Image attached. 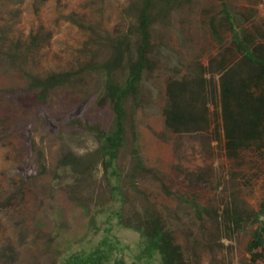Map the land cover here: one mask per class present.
Wrapping results in <instances>:
<instances>
[{"label": "rangeland", "instance_id": "rangeland-1", "mask_svg": "<svg viewBox=\"0 0 264 264\" xmlns=\"http://www.w3.org/2000/svg\"><path fill=\"white\" fill-rule=\"evenodd\" d=\"M227 10L240 36L264 43V0H153L147 10L149 46L156 61L144 75L137 104L127 103L126 142L118 166L125 210L150 207L172 232L188 264H264V239L246 250L258 223L226 230L220 214L234 198L264 221V147L224 155L208 133L175 135L161 115L164 80L237 56ZM141 0H0V264H62L71 253L96 247L110 226L115 253L140 264L139 235L109 223V200L101 172L74 187L58 168L66 150L95 148L92 134L62 122L78 114L108 129L112 113L106 77L122 80L136 59L135 27ZM214 63V62H213ZM92 71L39 99L29 77L49 72ZM207 77L218 87V74ZM211 117L219 108L210 106ZM219 122V120H217ZM220 133V132H219ZM137 154L147 171L130 174ZM96 215V229L71 196ZM191 202L207 209L200 216ZM101 211V212H100Z\"/></svg>", "mask_w": 264, "mask_h": 264}, {"label": "trees", "instance_id": "trees-1", "mask_svg": "<svg viewBox=\"0 0 264 264\" xmlns=\"http://www.w3.org/2000/svg\"><path fill=\"white\" fill-rule=\"evenodd\" d=\"M152 2L141 0L135 27L138 35L136 59L128 65L122 80L106 77V98L112 113L110 127L104 129L89 125L78 114L63 117L65 125L90 132L96 145L83 155L66 150L60 154L57 165L69 175V182L74 187L86 182L89 184L95 173L101 172L109 200L118 203L109 209L106 222L115 218L117 225L139 235L140 249L135 257L140 264H188L172 232L150 207H141L133 212L125 210L126 196L122 191V174L118 166L126 142L127 103L131 101L133 105L137 104L144 75L156 68L148 42L147 10ZM223 11L238 57L222 55L218 61H210L208 67L197 64L195 72L166 78L161 115L167 132L175 135L210 132L215 140L222 143L224 155L236 159L242 151L264 147V43H254L253 37L248 34L240 36L235 30L234 17L226 9ZM89 67L85 65L75 71L49 72L45 76L28 75V88L35 90L39 99L46 98L51 90L76 83L82 73L92 71ZM206 73L219 75L218 87ZM210 106L219 108L218 119H212ZM133 157L131 180L135 174L147 171L140 157L137 154ZM71 200L89 216L90 228L96 229V215L86 201L75 195L71 196ZM191 208L197 216L209 214L207 209L194 202H191ZM214 216L226 230H239L247 224L258 223L246 250L253 257L259 256V253H252L264 239V221L259 220L257 214L243 209L232 198L221 213ZM103 231L105 235L96 247L88 252L71 253L62 264H127L121 255L115 253L117 247L110 238V226H105Z\"/></svg>", "mask_w": 264, "mask_h": 264}]
</instances>
